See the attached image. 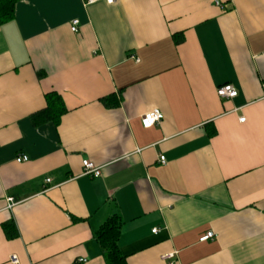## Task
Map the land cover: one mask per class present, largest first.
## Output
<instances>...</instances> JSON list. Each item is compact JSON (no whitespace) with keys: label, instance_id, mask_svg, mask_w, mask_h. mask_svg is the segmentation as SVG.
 I'll return each instance as SVG.
<instances>
[{"label":"crops","instance_id":"obj_1","mask_svg":"<svg viewBox=\"0 0 264 264\" xmlns=\"http://www.w3.org/2000/svg\"><path fill=\"white\" fill-rule=\"evenodd\" d=\"M84 1L0 24V264H105L113 214L126 264H264V0ZM50 93L65 114L35 127Z\"/></svg>","mask_w":264,"mask_h":264},{"label":"trees","instance_id":"obj_2","mask_svg":"<svg viewBox=\"0 0 264 264\" xmlns=\"http://www.w3.org/2000/svg\"><path fill=\"white\" fill-rule=\"evenodd\" d=\"M18 1L19 0H0V24L13 19L14 8ZM175 40L176 42L181 41L182 38L177 39V37H175ZM44 99V109L31 116L32 124L35 127L47 123L57 125L60 118L65 114L62 100L57 94H47ZM106 100L111 101L109 104L110 106L118 105V101L113 99V97H108L103 101L105 102ZM121 224L119 215L113 214L106 219L94 234V239L99 245L105 264H126L118 244ZM2 230L5 237L9 240L15 239L18 235L16 227L12 221L4 223L2 225Z\"/></svg>","mask_w":264,"mask_h":264},{"label":"built area","instance_id":"obj_3","mask_svg":"<svg viewBox=\"0 0 264 264\" xmlns=\"http://www.w3.org/2000/svg\"><path fill=\"white\" fill-rule=\"evenodd\" d=\"M95 1L96 0H85L84 5L87 6V5L93 4ZM103 1H105L107 4H113L115 2V0H103ZM76 27H77V21H73L71 24V31L76 32V30H77ZM237 94H238L237 90L232 85H229V84L220 86L216 89L217 97L222 99V100L234 99V98H236ZM161 120H162V114L160 112L151 111V112H148L142 116L141 124H142L143 128L149 129L151 127L158 125L161 122ZM239 121L243 122L244 118H241ZM25 161H27V158L25 156H20L16 159L17 163L25 162ZM164 162H165L164 157L161 156L159 158V163L164 164ZM82 167H83V175L89 176L91 178H97L100 176V169L94 167L92 163L85 160L82 162ZM48 181L49 180H47L46 182H48ZM9 201H11V200H9ZM156 231L157 230L154 229V230H152V233H155ZM213 238H214V234L212 232H206L199 239V242H205V241L211 240ZM174 257H175V255L173 253L167 254V255L161 256V261L164 262L165 264H174ZM84 261L85 260H83V259L78 260L79 263H83ZM8 262H9V264H18V259L15 255H11L9 257Z\"/></svg>","mask_w":264,"mask_h":264}]
</instances>
